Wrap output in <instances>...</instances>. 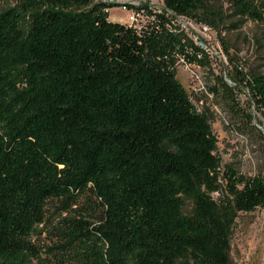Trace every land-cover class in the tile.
I'll return each instance as SVG.
<instances>
[{
    "label": "trees",
    "instance_id": "obj_1",
    "mask_svg": "<svg viewBox=\"0 0 264 264\" xmlns=\"http://www.w3.org/2000/svg\"><path fill=\"white\" fill-rule=\"evenodd\" d=\"M163 1L0 11V264H231L239 214L264 207V174L222 172L208 110L177 78L203 49L175 19L219 28L215 2ZM225 1L264 29V0ZM116 7L147 24L111 21ZM238 75L264 116V74ZM51 214L56 260L33 242Z\"/></svg>",
    "mask_w": 264,
    "mask_h": 264
},
{
    "label": "rangeland",
    "instance_id": "obj_2",
    "mask_svg": "<svg viewBox=\"0 0 264 264\" xmlns=\"http://www.w3.org/2000/svg\"><path fill=\"white\" fill-rule=\"evenodd\" d=\"M102 1H133L147 4L154 11L165 10L163 0H95ZM213 1L223 17L219 28L207 25L210 31L199 32L202 23L195 22V29L188 20L182 17L177 20L181 33L191 39L198 38L203 48L202 58L196 63H180L177 78L199 110H208L218 140L217 154L222 160V172L227 167H234L245 176L264 174V116L251 104L250 91L238 75L239 70L247 78L256 73L264 74V29L253 21L240 20L225 0ZM21 5L22 0H0V11ZM132 13L124 7L109 11L110 20L122 24H130ZM147 22V16H144L139 18V25L135 24L144 26ZM213 87L217 91L212 93ZM219 195L213 196L218 199ZM191 209L192 203L188 202L187 212ZM62 216L68 214L62 213ZM58 224L59 217L51 214L47 224L41 226L42 234L33 239L42 259H53L55 254L59 256V250L54 249L62 243ZM231 244V264H264V207L239 214L233 226ZM33 263L38 264V258H33Z\"/></svg>",
    "mask_w": 264,
    "mask_h": 264
},
{
    "label": "built area",
    "instance_id": "obj_3",
    "mask_svg": "<svg viewBox=\"0 0 264 264\" xmlns=\"http://www.w3.org/2000/svg\"><path fill=\"white\" fill-rule=\"evenodd\" d=\"M126 3H128V4H133V5H141V3H138V2H125V3H123V4H126ZM125 9H127L126 7H124ZM132 15H131V17H130V26H134V27H136V28H138V29H141V27L142 26H136L137 24L139 25V18H144V14H143V12H135V11H133L132 10ZM184 18V19H186V20H188V22H189V24L193 27V28H195L196 29V25H195V22L196 21H194V20H191V19H188V18H186V17H184V16H179V17H177L176 19H175V24L178 26V24H177V20H179V18ZM135 23H137V24H135ZM179 27V26H178ZM199 28V32H202V31H204V32H207V31H210V28H209V26H207V24H202L201 26H199L198 27ZM179 31H180V29H179ZM181 32V31H180ZM195 42H196V44H198V45H201L200 44V40L198 39V38H195V39H193ZM202 46V45H201ZM203 49V48H202ZM199 58H202V54L199 56ZM181 62H183L184 64H188V63H185L184 61H181ZM194 64V63H193ZM188 65H191V64H188Z\"/></svg>",
    "mask_w": 264,
    "mask_h": 264
},
{
    "label": "water",
    "instance_id": "obj_4",
    "mask_svg": "<svg viewBox=\"0 0 264 264\" xmlns=\"http://www.w3.org/2000/svg\"><path fill=\"white\" fill-rule=\"evenodd\" d=\"M257 127H258L260 130H263V128H262L260 125H257Z\"/></svg>",
    "mask_w": 264,
    "mask_h": 264
}]
</instances>
